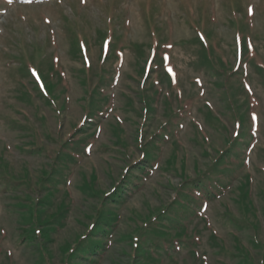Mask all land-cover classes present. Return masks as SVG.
Listing matches in <instances>:
<instances>
[{"label": "rangeland", "instance_id": "rangeland-1", "mask_svg": "<svg viewBox=\"0 0 264 264\" xmlns=\"http://www.w3.org/2000/svg\"><path fill=\"white\" fill-rule=\"evenodd\" d=\"M0 264H264V0H0Z\"/></svg>", "mask_w": 264, "mask_h": 264}, {"label": "trees", "instance_id": "trees-1", "mask_svg": "<svg viewBox=\"0 0 264 264\" xmlns=\"http://www.w3.org/2000/svg\"><path fill=\"white\" fill-rule=\"evenodd\" d=\"M32 1V0H31ZM224 153V152H223ZM219 163V162H218ZM217 163V164H218ZM217 164H214V166H218ZM201 176V175H200ZM204 178L205 179H209V178H207L206 176H204ZM201 180V178H199V181ZM198 182V181H197ZM194 185V184H193ZM192 185V186H193ZM197 184H195L194 186H196ZM192 186L190 187V188H192ZM118 190V188H115V192ZM218 191L220 192V191H223V187L222 186H220V185H218V186H216V188L215 189H212V191L210 192L209 190H207V193H208V196L210 197L211 196V198H215L216 196L215 195H218L217 193H218ZM115 192H113V193H115ZM113 193H111V194H109V195H114ZM101 210H99L98 211V215H97V217H96V223H94V226H93V228H95L97 225H98V220L101 218ZM165 213H166V210H163L160 214H159V216H158V219L159 220H161L162 218H163V215H165ZM34 217V216H33ZM152 220L150 219V221H149V223L151 222ZM34 234H35V232H33ZM36 235V234H35ZM90 235V233H88V235H86V237H88ZM176 245V244H175Z\"/></svg>", "mask_w": 264, "mask_h": 264}]
</instances>
